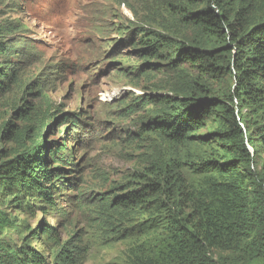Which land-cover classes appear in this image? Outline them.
Segmentation results:
<instances>
[{"label": "rangeland", "instance_id": "rangeland-1", "mask_svg": "<svg viewBox=\"0 0 264 264\" xmlns=\"http://www.w3.org/2000/svg\"><path fill=\"white\" fill-rule=\"evenodd\" d=\"M209 2L223 13L217 0H197L194 6L186 0H0V40L12 49L2 59L17 76L0 97V165L34 156L42 147L47 159L57 145L65 146L62 154L69 163L65 177L48 184L52 204L20 188L11 196L0 189L5 220L0 245L36 250L47 264H66L59 259L63 247L73 251L74 264H141L158 253L164 230L161 224L156 231L157 222H149L154 208L148 204L116 210L111 203L134 189L142 181L137 176L149 169L179 166L189 190L205 186L207 177L194 168L208 157L217 160L212 153L220 145L211 137L216 120L196 134L209 142L173 144L146 127L167 106L146 101L193 93L195 75L170 64L182 44L224 46L182 21L184 14L206 9ZM223 5L234 14L241 10L248 24L264 21V0H224ZM153 33L174 44L160 58L144 59L141 41ZM233 86V76L227 77L223 89ZM25 101L34 109L27 119L18 120L16 110ZM9 123L17 128L13 135ZM249 126L255 162L245 174L247 184L253 185L264 175V145L255 120ZM43 226L55 229L56 235H45ZM35 232L41 236L35 238ZM209 253L220 264H261L245 249L213 248Z\"/></svg>", "mask_w": 264, "mask_h": 264}, {"label": "trees", "instance_id": "trees-1", "mask_svg": "<svg viewBox=\"0 0 264 264\" xmlns=\"http://www.w3.org/2000/svg\"><path fill=\"white\" fill-rule=\"evenodd\" d=\"M186 1L192 6L197 2ZM210 4L206 9L184 14L182 21L201 29L211 40L224 46L209 49L203 45L182 44L174 51L176 59L172 56L170 64L189 69L195 75V88L188 97H149L147 104L162 103L168 111L150 120L146 127L147 131L173 144L205 143L210 139L196 134L209 120L215 119L217 127L211 137L220 145L212 153L217 160L208 157L194 168L207 177L200 190H189L179 166L176 170L149 169L148 174L137 176L142 181L134 189H128L111 203L116 210L143 208L149 204L155 214L149 222H157L156 231L163 226V246L141 264H220L209 253L213 248L234 252L245 249L251 259L264 264V175L257 176L256 182L248 185L245 174L255 162L250 121L255 120L264 145V21L248 24L241 10L235 14L227 12L224 0H217L223 13L215 11ZM152 37L155 41H150ZM150 38L141 41L140 53L144 59L160 58V52L174 44L158 33ZM11 52L10 46L0 40V97L17 82L15 71L2 59ZM230 76L234 78V86L225 90V79ZM33 109L25 101L15 116L25 120ZM72 123L76 127L77 118ZM7 129L13 135L17 128L9 123ZM64 149V145H57L46 159L43 157L46 147H42L34 156L16 157L0 165V189L10 192L11 196L12 191L20 188L19 192L37 194L52 204L48 184L61 181L69 166L62 154ZM50 161L57 167H51ZM186 208L191 211L186 212ZM2 224L5 220L0 211ZM41 229L49 237L56 235L55 229L44 226ZM35 234V238L41 236L40 232ZM72 253L63 247L59 259L74 264ZM0 264L47 263L36 250L17 251L0 245Z\"/></svg>", "mask_w": 264, "mask_h": 264}]
</instances>
